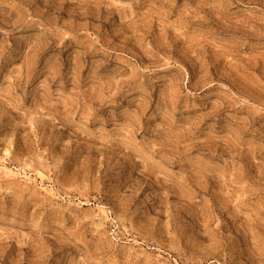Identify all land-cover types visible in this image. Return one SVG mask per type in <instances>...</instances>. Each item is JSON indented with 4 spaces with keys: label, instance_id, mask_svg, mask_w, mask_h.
Returning a JSON list of instances; mask_svg holds the SVG:
<instances>
[{
    "label": "rangeland",
    "instance_id": "obj_1",
    "mask_svg": "<svg viewBox=\"0 0 264 264\" xmlns=\"http://www.w3.org/2000/svg\"><path fill=\"white\" fill-rule=\"evenodd\" d=\"M0 264H264V0H0Z\"/></svg>",
    "mask_w": 264,
    "mask_h": 264
}]
</instances>
